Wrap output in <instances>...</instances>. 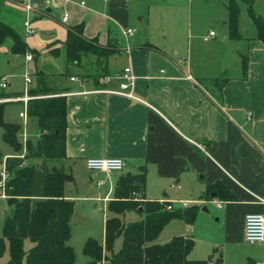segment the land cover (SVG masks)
<instances>
[{
    "label": "crops",
    "instance_id": "0c3cea01",
    "mask_svg": "<svg viewBox=\"0 0 264 264\" xmlns=\"http://www.w3.org/2000/svg\"><path fill=\"white\" fill-rule=\"evenodd\" d=\"M16 1L22 23L14 27L35 53L14 55L8 40L0 45V63L21 61L19 75L25 80L29 73L33 87L36 71L66 72L65 41L73 27L83 24L87 40L117 50L110 56V76L101 88L77 74L63 81L70 89L66 94V156L50 164L63 166L72 175L66 184L82 181L87 172L96 173L91 176L96 185L86 199L103 202L108 208L119 177L145 168L147 199L178 206L196 204L206 212L207 206L215 207L222 232L219 240L210 237L207 243L212 251L227 247L223 264H264V243L247 245L244 239L246 216L264 215V43L257 38L246 0H236L239 40L229 36V0H196L197 6L195 0H32L34 10L29 17L35 32L30 36L24 27L25 0ZM204 4L213 6L207 14ZM152 7L168 26L153 29ZM253 8L264 16V0H255ZM209 22L222 27L219 34L203 40ZM127 29H133V34L125 35ZM29 54L32 60L27 59ZM243 57L248 59L247 71ZM125 68H131L135 76L132 91L136 99L110 92L120 89ZM6 73L0 72L8 89ZM20 138L24 144L36 143L39 128L34 136L23 130ZM89 158H120L126 167L114 177V173L89 170ZM34 160L31 164L41 163ZM215 184L221 187L213 190ZM67 190L68 186L66 199L76 203L79 196ZM72 223L73 218L71 235ZM181 223L185 222L176 219L162 232ZM189 227L188 232L174 230L169 239L191 236L193 225ZM191 254L190 259L197 260Z\"/></svg>",
    "mask_w": 264,
    "mask_h": 264
},
{
    "label": "trees",
    "instance_id": "16d2710c",
    "mask_svg": "<svg viewBox=\"0 0 264 264\" xmlns=\"http://www.w3.org/2000/svg\"><path fill=\"white\" fill-rule=\"evenodd\" d=\"M249 14L257 27L258 40L264 43V16L258 15L253 4L246 0ZM229 36L241 38L239 32L240 7L236 0H229ZM84 25L73 27L68 32L66 45L67 70L63 74L35 72L36 85L28 90L30 99L25 108L27 117L35 118L39 128L36 143L20 141L21 126L4 120L5 107L16 101L8 99L23 97L25 93L0 92V127L4 139L17 150L25 145L23 156L5 157L0 153V163L12 174L7 182L5 196L11 213L5 220L0 236V264H75L74 248L69 244L71 220L75 202L66 199L65 185L73 177L63 166L51 165L50 161L66 156L67 97L69 88L63 81L74 77L89 78L101 88L110 76L109 59L117 50L98 45L96 40H87ZM11 41V53L18 56L34 55L25 36L18 29L0 19V45ZM34 58V56H33ZM95 58V61H90ZM89 62L84 64V62ZM91 62V63H90ZM89 67L92 71L87 70ZM243 68L248 69V59L243 57ZM36 159L41 163L27 162ZM146 169L140 172L123 173L116 185L114 199L108 205L111 214L105 224V244L88 239L84 246L90 258L87 264H223V252L215 248L206 260H192L195 247L191 236H175L166 243H157L164 228L176 219L194 225L200 207L196 204L178 206L169 201L149 200L145 195ZM221 187L215 184L213 190ZM137 212L142 218L125 223L122 216ZM123 245L114 252L117 239ZM26 241L32 246L25 248ZM9 250V260L3 262ZM106 253H111L108 257ZM250 264V263H248Z\"/></svg>",
    "mask_w": 264,
    "mask_h": 264
},
{
    "label": "rangeland",
    "instance_id": "374dc122",
    "mask_svg": "<svg viewBox=\"0 0 264 264\" xmlns=\"http://www.w3.org/2000/svg\"><path fill=\"white\" fill-rule=\"evenodd\" d=\"M18 2L16 0H0V19L4 21L5 23H8L12 26L16 25L17 28L19 27V24L22 23L21 17H22V10L21 8L15 3ZM197 1L195 0L194 6H197ZM243 6V4H242ZM203 7L206 9L204 12L207 14L210 10L209 8L213 7L210 4L203 5ZM160 8H165L164 5H161ZM171 8V7H168ZM244 8V7H243ZM242 12L245 13L243 17L247 19V22L250 23V18L246 15V12L243 10ZM162 9H160V12ZM159 12V13H160ZM147 19V15H145ZM166 21H168L166 19ZM151 22L153 29L156 30L160 26H168L167 22H164L161 18L156 17L155 15V9L152 7L151 9ZM146 23V22H145ZM210 25V28H208ZM221 25V24H220ZM220 25H216L213 22H209V24H205L207 27L206 31L203 32V40L205 37L211 35V31L218 32L221 30ZM204 29V27H203ZM202 29V30H203ZM211 37V36H210ZM187 42V41H186ZM185 42V50L187 47V43ZM21 62V61H20ZM20 62H12L9 65L0 63V72L6 71V78H9L10 85L8 89H3L0 87V92L5 91L7 93H10L12 90H19V92L25 90V80L23 77L19 75L21 71V63ZM120 64V62L118 63ZM4 76V75H3ZM10 76V77H9ZM2 80V74H0V83ZM34 84H30L27 86L28 89L32 88ZM25 92V91H24ZM25 111V105L22 102H15V103H9L5 107V115L4 120L7 123L11 124H17L21 126V132L23 130H26L29 136H34L36 133L38 127H37V120L31 119V118H25L21 114ZM20 138V137H19ZM20 141L22 142L21 138ZM0 153L2 156H19L22 154H25V145L23 144L22 148L17 150L14 148L10 143H8L4 139L3 129L0 127ZM36 160H34L35 162ZM33 162V161H32ZM29 161L27 164L30 165L32 163ZM3 166V163H0V168ZM96 173L93 172H87L84 176L82 181H79L78 183H74V181L69 182L65 185L68 186L67 194H71L73 196H79V199H77L75 203V213L73 215V223H72V235L71 240L69 244L74 248L75 255H76V262L75 264H87L90 261V258L85 254L84 252V246L86 241L89 237L94 238L98 241L100 245L105 244V230H104V222L106 221V218L111 216V214L108 211L107 207H103V202H97L94 200L86 199L89 194H91V189L94 188V185H96V181L91 180V176L95 175ZM121 172L114 173V177H118ZM150 193V192H149ZM154 196V192L151 193ZM0 192V236L3 234V228L5 225V220L8 217V215L11 213V207L8 204L7 197L1 196ZM209 209V212L203 211V207L199 209V213L197 215V219L193 225V233L191 234V237H193L196 240V245L192 251L191 257L196 258L197 260H206L210 257L212 254V246L208 247V239L210 237L219 240V235L222 232V226H220L216 222L217 216H215L214 211L216 210L214 206L209 205L207 206ZM125 223L135 222L142 218V216L137 212H129L126 213L125 216H122ZM184 221V220H183ZM185 222V221H184ZM186 223V222H185ZM181 223L182 225L175 226V231H178V228H181L184 232H188L190 230V227L187 225V223ZM174 225H172L173 227ZM171 228V227H170ZM170 228H167L165 232H162L156 241L157 243H166L168 242L169 236L171 235V232L174 230H170ZM172 229V228H171ZM163 241V242H162ZM123 245V238L120 237L117 239L114 247V252H118ZM247 245H250L248 243ZM29 246H31L30 241H26L25 248L28 249ZM252 246V245H251ZM219 249L224 252L227 250V247L225 246H219ZM108 257L111 256V253H106ZM9 250L6 252L4 258L2 259L3 262H7L9 260ZM103 264H110L108 261H104Z\"/></svg>",
    "mask_w": 264,
    "mask_h": 264
},
{
    "label": "built area",
    "instance_id": "2783aa9c",
    "mask_svg": "<svg viewBox=\"0 0 264 264\" xmlns=\"http://www.w3.org/2000/svg\"><path fill=\"white\" fill-rule=\"evenodd\" d=\"M32 0H25L22 3V6L27 13V16L24 21L25 33L26 36H30L34 34V28L32 27V19L29 17V14L34 10L32 4ZM67 19L66 15L63 18L65 22ZM133 29H127L124 34L125 35H132ZM215 32H211V36H214ZM28 60H32L33 57L31 54L27 56ZM122 82L120 84V89L116 91H110L115 94H119L131 99H136L135 95L133 94V85L135 81V76L132 72L131 68H125L123 74L121 75ZM26 85L31 84V76L29 73L25 77ZM1 87L5 89L7 87L6 79L4 78L1 83ZM28 88H26V92L23 97L20 98H13L8 99L7 101H22L27 104L28 100L30 99L28 95ZM25 118H27L26 112L21 114ZM198 146L202 149L203 146ZM87 167L89 170L94 172H99L102 174H113L118 172H123L126 167V163L123 159L120 158H89L87 160ZM12 174L6 169L5 163L0 168V192L1 196H5L6 185L9 179L11 178ZM186 206V205H183ZM244 239L247 243L250 244H257V243H264V215L263 214H248L245 218V227H244Z\"/></svg>",
    "mask_w": 264,
    "mask_h": 264
},
{
    "label": "water",
    "instance_id": "95a60500",
    "mask_svg": "<svg viewBox=\"0 0 264 264\" xmlns=\"http://www.w3.org/2000/svg\"><path fill=\"white\" fill-rule=\"evenodd\" d=\"M204 210H206V209H204Z\"/></svg>",
    "mask_w": 264,
    "mask_h": 264
}]
</instances>
